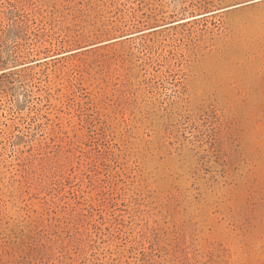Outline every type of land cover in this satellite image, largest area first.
<instances>
[{
	"label": "rangeland",
	"instance_id": "rangeland-1",
	"mask_svg": "<svg viewBox=\"0 0 264 264\" xmlns=\"http://www.w3.org/2000/svg\"><path fill=\"white\" fill-rule=\"evenodd\" d=\"M0 264H264V0H0Z\"/></svg>",
	"mask_w": 264,
	"mask_h": 264
}]
</instances>
